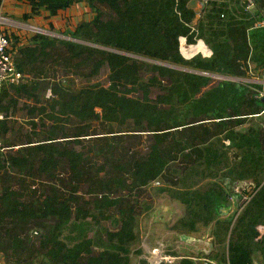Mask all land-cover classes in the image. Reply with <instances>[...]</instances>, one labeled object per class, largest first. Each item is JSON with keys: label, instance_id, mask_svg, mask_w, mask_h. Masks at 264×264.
<instances>
[{"label": "trees", "instance_id": "1", "mask_svg": "<svg viewBox=\"0 0 264 264\" xmlns=\"http://www.w3.org/2000/svg\"><path fill=\"white\" fill-rule=\"evenodd\" d=\"M23 1L30 13L19 22L42 12L54 17L79 2L86 3L94 16L67 31L65 35L72 40L34 34L27 45L15 49L18 71L37 76L57 55L63 60L58 62L60 68L76 60L75 69L90 63L96 70L99 65L93 60L98 56L108 67L109 85H87L76 94L67 91L58 95L46 107L39 103L28 108L33 131L28 133L37 139L0 152V220L10 225L0 246L8 247L17 259L22 251H28L26 264L39 257L40 264H130L131 249L139 241V214L144 207L150 212L153 205H141L148 202L143 201L144 193L149 194L150 184L157 181L160 185L153 189V196L163 194L185 208L183 218L172 227L177 235L201 238L208 233L217 245L208 257L217 264H255L256 259L264 264V234L256 229L264 225V100L255 97L262 85L221 80L203 90L212 77L174 68L242 78L241 62L249 60L255 71L264 73V29L251 33L248 39L237 15L216 2L205 6L196 18L187 8V0L177 4L176 0ZM1 4L2 0L0 8ZM98 4L105 5L113 17L104 19ZM258 5L264 9V0ZM195 18L194 31L189 33L188 25ZM179 36H185L188 43L201 39L212 51L211 57L183 59ZM13 39L18 44V39ZM42 60L44 65L34 68ZM144 70L152 76L141 77ZM33 82L3 87L0 113L8 114L11 107L8 90L37 103L35 92L40 84ZM39 82L42 87L51 84L45 78ZM153 88L159 92L150 99ZM51 94L50 100L55 96ZM138 94L140 98L135 97ZM36 114L44 117L39 120V126L46 129L42 133L34 131ZM98 122L109 127L125 124L132 133L128 138L147 133L151 143L147 153L132 160L128 169L125 161L112 165L114 174L100 182L102 192L85 198L78 195L77 182L86 171L104 168L89 164L84 151L75 150V145L99 134L94 130ZM10 131L8 121H0V143ZM114 133L108 129L103 137H115ZM181 152H186L183 159ZM61 164L68 169V182L57 177ZM126 170L125 180L120 173ZM35 176L49 182L32 189ZM245 180L253 183L255 193L237 212L240 197L235 204L228 198L233 186ZM12 183L18 184L17 190ZM112 187L125 195H112ZM25 192L29 193L24 197ZM103 221L114 227L109 229ZM179 264L194 263L182 259Z\"/></svg>", "mask_w": 264, "mask_h": 264}, {"label": "rangeland", "instance_id": "2", "mask_svg": "<svg viewBox=\"0 0 264 264\" xmlns=\"http://www.w3.org/2000/svg\"><path fill=\"white\" fill-rule=\"evenodd\" d=\"M98 7L105 14L103 16L104 19L113 17V13L110 10H108L105 5L98 4ZM91 14L93 15L94 13L92 12ZM196 20L197 19L195 18V21ZM40 21H41L40 23H43V27L41 28H44V30H47L50 32L53 31L54 33L58 35H62V33H60V31H58L57 29H54V30L50 29L49 24L46 21V18H42ZM40 23L30 22L28 24L26 21L22 23H18L9 18L1 19L0 32L6 34L9 37L11 48L14 50V51H11L13 59H14V55L16 57L15 49L18 51L20 42H25L27 40L29 41V38H31L34 34L43 35V34L36 32L35 30V28H40V25H38ZM71 27L74 29L73 26ZM13 31H21L23 33L22 34L24 37L23 39L16 37L18 39V44L14 43L15 40L13 39V37L15 36L11 33ZM43 36H45L47 39L54 38L50 35H43ZM55 39H59V38H55ZM248 44L251 48L252 46L251 41H249ZM203 52H204V48H203ZM62 61L63 60L61 56L57 55L56 59H52L51 61L47 62L46 65L43 67L47 69L46 72H49L52 70L54 71V67L56 66L58 67L56 70H61L60 65L62 66V63H58V62H62ZM93 62H96L99 65V67L96 70H94L93 65L90 63L78 69L74 68L73 77H70V80L71 81L74 80V83L71 82L70 80H67L68 82L67 84H65L66 85L65 88H62L64 86H57L56 83H51L50 86H48L47 84L43 86L44 87L43 88L42 87L43 84H42L40 86L41 89L39 87V90L36 93L38 101L41 102V104L44 107H46L47 105L51 104L53 100L59 98L58 95H63V93H67V91H69L72 94L73 93L76 94L82 87H85L87 85L100 84L103 86L104 84V87L108 86L107 83H108L109 70H108L106 63L103 62V60L98 56L95 57ZM245 66L246 65H244V67ZM250 67L251 69H250L249 74H246L242 69V71L244 72V77L242 78L251 80L254 83H258L259 81H264L263 79L264 73H259L258 71H255L254 68H252V65ZM62 76H65L64 73ZM150 76H152V74L151 75L146 74V70H144V73L141 75V77H143L144 79ZM219 79L220 78L218 77H212L210 85L203 90L209 89L210 87L216 85V83L221 81ZM75 81L77 83H75ZM47 89H51L53 95H55V97L52 100H50V98H47V93H48ZM158 92L159 91H157V89H154V88L151 89L149 98L154 99L155 96L158 95ZM135 97L140 98V94L135 95ZM32 101H33L32 99L29 102L25 101L24 99H20L19 102L16 100L15 103H13L15 107L12 108L13 109V112H12L13 119L11 121L14 120L13 123L17 127H20L18 130L22 128L29 129L31 126L29 124L30 115L28 114V110H26L25 105L27 103L30 104V102L35 104V101L33 102ZM108 129L115 131L114 133L115 137H113L111 134L105 135L108 137H103L104 133H106ZM94 130H96V133H99V134L94 135L93 139H89V140L84 139L82 140V143L80 145H75V150L84 151V153L87 156V159L90 160L88 162L89 164H93L94 166L96 165V167L101 165L104 168V170L100 172L96 169L92 170L91 173H88V171H86L87 173L85 177L82 180L77 182L78 183V195L83 194L85 198L86 197L89 198L91 196H94L96 193L102 192V187L100 185V182L104 181L105 179H107L108 177H111L114 174V171H113L114 169L111 168L112 165L114 166L118 161L121 160V161H125V163L127 164V169H128V166L132 163V160L141 158L144 156L145 153H147L148 146L151 143V138L150 136H148L147 133H139L140 136L138 137L128 138L127 134L130 132H128L129 129L128 127H125V124L123 125L112 124L109 127L107 124H100V122H98L95 125ZM15 131L14 129H12V133L10 137L2 141L1 144H3L4 146H13V145H18V144L20 145L22 143H26L32 138L37 139V136L33 135V133L31 135L29 133H25V130L18 131L17 133ZM41 131L43 130L36 131V132L40 133ZM125 142H126V145H125ZM179 156L181 159H183L184 157H186V152H181ZM59 168L60 169L56 172L58 174L57 177L60 178V180H65L68 182V177H67L68 169L63 164H61ZM120 174H122L125 177V180L128 178L127 170L124 173L122 172ZM34 178H36L35 179L36 182L34 183H36L37 187L43 188L44 185L46 186V183H43V182L44 181L49 182V181H46V177H42V176L36 177L35 176ZM71 182H75V181H71ZM11 185H12L11 187L15 190H17L16 188L19 187L17 183H12ZM155 187L157 186H151L149 188V194L144 193V196L145 197L147 196V197L146 198L144 197L143 201L146 200L148 202H143L141 205L150 204L149 202H152L153 207L150 212H148L149 210H144L145 207L141 210L140 214L144 213L146 215H142L140 219L138 218L139 220L138 221L139 241L132 248L133 253L130 256L131 264L139 263V260L141 259L142 254L136 255L135 251L139 249L142 251L143 249L142 243H145L146 245H149V246H155L157 243L162 242L166 244L168 254L172 256H178L182 254L180 250L176 248L177 241H178L177 240L178 235L175 233V231L172 230V227L178 219L183 218L185 214V208L179 202L173 201L170 198L165 197L163 194L153 196L154 195L153 189ZM111 189H112L111 190L112 195L114 196L115 195H125V193L120 192L122 190H118L115 187H112ZM28 193L29 192H25L24 197L27 196ZM122 201H123L122 203H125V199H122ZM150 206H152V204H150ZM102 224L108 227L109 229L114 227L108 221H103ZM8 228H10V225L8 224V222L1 219L0 220V238L1 239L6 240V238L8 237L6 235V231ZM194 239H201V238H194ZM195 246L200 247V245H197V243H195ZM15 255L16 254H10L8 247L0 246V264H26L29 252L22 251L20 253L19 259H17ZM39 260H40V257H39ZM39 260H35L32 264H40Z\"/></svg>", "mask_w": 264, "mask_h": 264}, {"label": "built area", "instance_id": "3", "mask_svg": "<svg viewBox=\"0 0 264 264\" xmlns=\"http://www.w3.org/2000/svg\"><path fill=\"white\" fill-rule=\"evenodd\" d=\"M180 0H176V4ZM189 0H187L188 2ZM198 5L201 8V11L205 6H207L209 3L216 2L225 4L229 10L233 12V15H237L238 20L243 22V25H245V32L247 34V38L251 33L256 32L258 29L264 27V19L259 17V15H256V3L258 0H197ZM236 7V10L234 8ZM200 11V12H201ZM200 14V13H199ZM199 14H195L196 18L199 16ZM177 19L179 22H181V16L180 13L177 12ZM224 14H221L220 17L223 18ZM190 30L189 33H192L194 31V22L188 25ZM37 30V28H35ZM204 48V52L200 49L192 52L193 48ZM178 49L179 53L185 60L193 59L194 57L201 56L204 59L210 58L212 55V51L209 49L207 45L201 40L197 39L194 43H188L185 36H179L178 37ZM12 48L11 43L9 41V37L0 32V91L4 87L5 84L18 86L21 84L24 75L20 71H18L14 64V59L11 54ZM188 52H192L189 55H187ZM244 65H246L244 67ZM250 62L249 60H246V62H241V67L243 71L246 74L250 73ZM264 79V75H263ZM220 80H225L221 79ZM234 82H243V83H254L251 80L243 79V78H236V81ZM259 84L262 85V88L260 90L256 91V98H262L264 99V81H259ZM109 85V82L107 83ZM47 98H51L52 94L50 90H47ZM10 115L5 113H0V121H9ZM20 146L15 147H3L0 143V152L5 153L8 150H16ZM5 166L6 168L9 167L8 159L5 157ZM159 182H153L150 184L151 186H159ZM149 187V188H150ZM32 189H36V185L31 186ZM255 193L254 185L251 181H241L237 184H235L232 188V193L229 196L228 200L230 203L235 204L237 200V196L240 197V201L238 202L239 205H241L237 212L241 210L243 206H245L250 199L252 198L253 194ZM153 207V205H152ZM142 215L146 214H139V219ZM139 221V220H138ZM257 231L260 235L264 234L263 226L257 225L256 226ZM177 245L176 248L180 250L182 254L178 256H172L167 253V247L164 243H157L155 246H149L145 243H142V251L140 254H142L141 259L139 260V263L134 264H141V261H144L146 264H179V261L182 259H187L191 261L194 264H217L213 260H211L208 256L217 248V245L212 243L211 237L209 234H205L201 239H192L190 242H185L180 239V236L178 235L177 239ZM195 243L199 246H195ZM193 245V246H192ZM133 250L131 249V253ZM203 254L200 256V254ZM131 264V261H130Z\"/></svg>", "mask_w": 264, "mask_h": 264}, {"label": "crops", "instance_id": "4", "mask_svg": "<svg viewBox=\"0 0 264 264\" xmlns=\"http://www.w3.org/2000/svg\"><path fill=\"white\" fill-rule=\"evenodd\" d=\"M258 1L256 3L257 4L256 5V15H259V17L264 19V9L262 7H259ZM29 13H30V7L23 0H2V4H1V8H0V16H2L4 19H8L9 18V19H12L15 22L22 23V22H19L21 20L22 16L25 15V14L28 15ZM91 13H92V11L88 8L86 3L79 2V3H74L69 8H67L65 11L60 12L57 16L48 17L47 12H42L40 15L31 16L30 18H28L26 20V22L28 24L30 22L40 23L41 22L40 20L42 18H46V21H47V23L49 25H51L54 29H57L58 31H60V33H62V35H59V37H60L59 39L71 40V38L68 35H65L67 33V31H72L73 28L71 26H73L75 28L81 22H90L92 20L93 16H94V14L92 15ZM0 21H1V19H0ZM193 22L195 23V19L193 20ZM38 25H40V28H38V29L44 30V28H41V27H43V23H40ZM260 29H264V27L260 28ZM260 29H258V30H260ZM45 31H47V30H45ZM48 32H50V31H48ZM11 33L15 37H19V38H22V39L24 38L23 35H22L23 33L21 31H13ZM51 33L56 34L53 31H51ZM25 42H20L19 46H22V44H24ZM63 53L66 54L65 52H63ZM76 62H77L76 60L71 61L70 62L71 65H69L67 67H63L64 71H63L62 67L60 68L61 70H56L58 67H54V71L52 70V71L46 72L47 69L45 67H43L44 70L40 71L37 76H34V75H32V74H30L28 72L22 71L23 75H24V78H23L21 84H23V85L24 84H30V82H33V81H34L33 83L38 82L40 85L37 86L35 93L38 92L39 87L42 85V82H39V80H41L43 78H45L46 80L50 79L51 83H56V84H59V85L65 87L66 86L65 84H67V82H68L67 80H70V77H73L74 67H76V66H74V64ZM44 63H45L44 60H42L41 63L39 65H37V66H34V68H36V67H40L41 68L44 65ZM40 73H41V75H40ZM63 73H64L65 76H62ZM59 76H61V77H59ZM71 82L74 83V80L71 81ZM75 83H77V82L75 81ZM9 86H11V85H8V84L4 85V87H6V88L9 87ZM103 86H104V84H103ZM40 89H41V87H40ZM8 91H9V102H10V106H11L9 108V112H8V115H10V118H11L8 121L10 127L12 129H14V131L16 130L15 131L16 133L18 131H23V130H25V132H27V133L28 132H33L31 126H30L29 129H23L22 128V129L18 130L20 127H17L13 123L14 120L11 121L13 119V117H12L13 109L12 108L15 107V105L13 103H15L16 100L19 102L20 99H24L25 101L29 102V101H31V99L30 98H26L22 94H20V95L15 94L12 90H8ZM39 103H41V102L38 101L35 104L31 103V102H30V104L27 103L25 105V108H26V110H28V108L30 106H33V105L34 106H39ZM43 118L44 117L42 115H37L36 114L35 117H34V120L32 119L33 121H35L37 123V126H36L37 128L34 131H40V130L45 131L46 130V129L41 128L39 126V123H38V121L40 119H43ZM29 121H31L30 118H29ZM43 123L45 125L49 124V122L47 120H44ZM43 131H41L40 133H42ZM11 133H12V131H10L9 135H7V137H6L7 139H8V137H10ZM262 226H263V230H264V225H262ZM256 257H258V254L256 255ZM255 264H261V262H259V260L256 259Z\"/></svg>", "mask_w": 264, "mask_h": 264}, {"label": "water", "instance_id": "5", "mask_svg": "<svg viewBox=\"0 0 264 264\" xmlns=\"http://www.w3.org/2000/svg\"><path fill=\"white\" fill-rule=\"evenodd\" d=\"M187 8L192 10L195 14H199L200 11H201V8L200 6L198 5V1L197 0H189L187 2ZM1 19H4L3 17L0 16ZM36 32L40 33V34H43V35H50L54 38H60L59 35L57 34H53L51 32H48V31H45V30H42V29H38L36 30ZM72 40V39H71ZM80 43H84V44H87V45H90V46H93V47H96V48H99V49H103V50H106V51H112V52H116V53H120L118 51H115V50H112V49H108V48H104V47H100V46H96V45H92V44H89V43H85V42H81V41H78ZM121 54H125V53H121ZM126 56H131V55H127L125 54ZM131 57H135V56H131ZM135 58H138V57H135ZM141 59V58H140ZM144 60V59H143ZM149 61V60H148ZM149 62H152V63H156V64H161L160 62H153V61H149ZM162 65V64H161ZM164 65V64H163ZM169 67H172V66H169ZM176 69H179V70H182V71H185V72H189V73H196V74H200V75H204V76H209V77H215V75H210V74H207V73H202V72H194V71H191V70H188V69H183V68H179V67H174ZM216 77H220L221 79H225L226 81H236V78H230V77H223V76H216ZM264 100V99H263ZM180 239L182 241H185V242H190L193 238L191 237H188V236H185V235H180Z\"/></svg>", "mask_w": 264, "mask_h": 264}, {"label": "bare ground", "instance_id": "6", "mask_svg": "<svg viewBox=\"0 0 264 264\" xmlns=\"http://www.w3.org/2000/svg\"><path fill=\"white\" fill-rule=\"evenodd\" d=\"M199 49L203 51V48H201V46H199V48H195V47H194V49H193L192 52H195V51H197V50H199ZM192 52H188L187 55H189V54L192 53ZM215 77H216V76H215ZM218 78H220V77H218ZM219 80H220V79H219Z\"/></svg>", "mask_w": 264, "mask_h": 264}]
</instances>
